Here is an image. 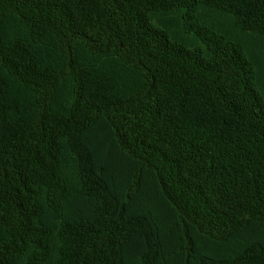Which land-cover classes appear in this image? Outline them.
<instances>
[{
    "label": "trees",
    "instance_id": "16d2710c",
    "mask_svg": "<svg viewBox=\"0 0 264 264\" xmlns=\"http://www.w3.org/2000/svg\"><path fill=\"white\" fill-rule=\"evenodd\" d=\"M0 264H264V0H0Z\"/></svg>",
    "mask_w": 264,
    "mask_h": 264
}]
</instances>
